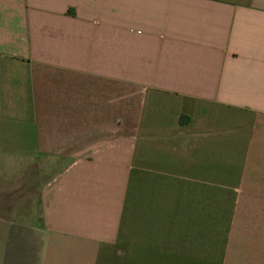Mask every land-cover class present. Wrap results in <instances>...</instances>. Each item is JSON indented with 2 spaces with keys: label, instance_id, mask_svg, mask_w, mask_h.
I'll list each match as a JSON object with an SVG mask.
<instances>
[{
  "label": "crops",
  "instance_id": "0c3cea01",
  "mask_svg": "<svg viewBox=\"0 0 264 264\" xmlns=\"http://www.w3.org/2000/svg\"><path fill=\"white\" fill-rule=\"evenodd\" d=\"M0 264H264V0H0Z\"/></svg>",
  "mask_w": 264,
  "mask_h": 264
},
{
  "label": "rangeland",
  "instance_id": "374dc122",
  "mask_svg": "<svg viewBox=\"0 0 264 264\" xmlns=\"http://www.w3.org/2000/svg\"><path fill=\"white\" fill-rule=\"evenodd\" d=\"M129 143H131V167H132V181H131V192L128 193L132 202H136V206L132 205L130 214L132 216L138 215L142 213L145 208L139 206L140 203H145L149 199L157 198V197H167V192H160L161 195L156 191L155 183L157 178V163H156V155L158 151L164 150L160 145L157 144V138H116V151H117V166L119 165V160H121V167L123 168V159H125V167L130 166L128 164V152ZM126 151L124 152V150ZM120 154H118V152ZM124 154H123V152ZM141 170H145L142 174ZM114 179L117 182L124 183V175L121 174V177L116 175ZM102 193V192H101ZM163 193V196H162ZM188 192L184 191V198L188 195ZM102 195V194H101ZM158 195V196H157ZM125 193L121 191H117L115 194L116 198H123ZM182 197V196H181ZM150 209V208H148ZM232 210L231 208L226 207H217L214 206L211 208V214L215 217L225 218L229 214L228 211ZM229 229L235 230V222L234 218L228 221ZM215 225V224H213ZM215 227V226H214ZM215 233H219L215 231Z\"/></svg>",
  "mask_w": 264,
  "mask_h": 264
}]
</instances>
